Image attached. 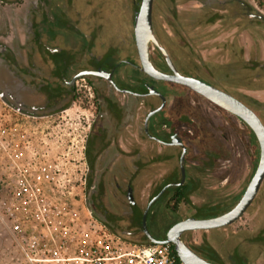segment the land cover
<instances>
[{
  "label": "flooded vegetation",
  "instance_id": "obj_1",
  "mask_svg": "<svg viewBox=\"0 0 264 264\" xmlns=\"http://www.w3.org/2000/svg\"><path fill=\"white\" fill-rule=\"evenodd\" d=\"M177 1L154 0L152 14L155 34L174 66L184 75L241 100L264 123V49L261 43L256 46L259 39L264 43V0H185L193 13V20L185 22H192L195 29L205 34L210 29L218 30L217 39L228 52L227 61L220 62L221 68L214 74L205 58L192 59L176 45L173 38L182 35V27L186 28L178 20ZM141 3L142 0H0V101L8 106L14 120L38 122L59 119L65 111L81 112L84 199L90 213L115 234L131 241L148 242L143 216L155 196L168 186L151 204L147 215V228L157 239H165L170 227L182 219L221 215L231 210L245 193L258 168L260 145L252 128L240 117L186 85L156 79L143 70L135 36V19ZM250 38L252 42L246 44ZM190 39L196 42L195 38ZM150 58L162 72L173 73L164 54L153 43ZM196 99H204L247 127L255 143L254 164L234 203H203L198 206L209 211V215L198 216L192 205L182 201L172 210L189 204L194 213L181 218L170 211L175 219L170 221L173 223L165 237L158 238L149 229L150 216L172 208V194L183 185L195 205L191 197L199 173L214 170L221 156L216 148L218 142H209L214 134L192 115L198 111ZM204 132L210 137L206 138ZM197 141L201 154L196 156L195 168L199 173L191 174V142ZM180 143L187 148L183 183ZM175 157L176 164L163 165L174 162ZM263 186L264 179L242 216L258 202ZM143 188L151 190L146 205L140 196ZM232 224L186 231L182 238L197 253L198 247L212 251L216 262L202 257L214 264H241L240 257L254 261L252 256L240 254L238 246L223 255L206 236L200 242L185 239L194 231L216 232ZM251 241L264 249V225Z\"/></svg>",
  "mask_w": 264,
  "mask_h": 264
},
{
  "label": "built area",
  "instance_id": "obj_2",
  "mask_svg": "<svg viewBox=\"0 0 264 264\" xmlns=\"http://www.w3.org/2000/svg\"><path fill=\"white\" fill-rule=\"evenodd\" d=\"M81 120L79 111L38 122L0 112V173L10 192L6 210L28 263L185 264L171 243L127 240L91 220L80 228L73 199L79 200L74 189L85 176Z\"/></svg>",
  "mask_w": 264,
  "mask_h": 264
},
{
  "label": "rangeland",
  "instance_id": "obj_3",
  "mask_svg": "<svg viewBox=\"0 0 264 264\" xmlns=\"http://www.w3.org/2000/svg\"><path fill=\"white\" fill-rule=\"evenodd\" d=\"M159 1L162 3L164 0ZM177 2L180 16L178 20L184 23L186 28L182 27V35H176L175 38H173L177 43L175 44L180 47L182 54L187 53L192 59L205 58L211 66L209 67L207 65L212 70V72L210 71L211 74H214L216 70L221 68L220 62L227 61L228 56L227 50L223 49V45L219 42V39H217L218 30L214 31V29H210L206 31L205 34V31L201 32V29H195L192 22H185L186 19L193 20L191 19L193 13L189 11L190 7H188L189 3H185V0H178ZM164 7L166 9L165 5ZM167 17L171 19L170 14ZM190 37L195 38L196 42H193ZM249 41L252 42V39L246 40L245 43L247 44ZM260 43L264 49V43L261 39L257 40L256 46ZM192 50L193 52H190ZM193 62L198 63L197 61ZM199 62L203 61L200 60ZM240 77L243 78L244 74L240 73ZM195 101L196 104L194 105L198 107V111L192 115L197 120H202L205 128L207 130L210 129L214 134L215 138H213V141L209 142H218L216 148H218V153L223 157H219L214 170L201 174L198 172V169L195 168V164H198V162H196V156H198L197 154H201L200 143L199 141L191 142L193 155L190 156L188 168L191 174H195L196 171L200 174L194 188V194L191 198L197 206L203 203H208L209 205H215L217 203L232 204L236 201V195L242 191L247 183V177L254 164L252 159V148L255 143H253L249 137L247 127L240 120L228 113L219 111L212 104H208L204 99L199 101L196 99ZM76 108L77 107H75V109ZM0 112L4 114L8 112V106L1 101ZM203 134L207 136L205 132ZM208 137L210 136L206 138ZM73 143L75 147L77 141L74 140ZM177 158L178 157H175L174 162L163 165L172 166L176 164ZM163 165L162 167H164ZM82 181L84 182V179ZM84 192V185L74 189V194H78L79 198V200H77V197L73 199V201H75L73 204L76 206V212L80 214L78 224H80V228H86L82 226V223L87 224L88 221L91 220L99 227L102 222L90 216L84 199ZM9 193V188L6 186L4 177L0 173V264H29L22 247L15 241L11 231L13 220H11L6 210ZM150 193L151 190L149 188L141 189L140 196L142 197L144 205L148 202ZM164 211H161V213L155 217L150 216L148 221L149 229L157 233L158 238L165 237L166 231L172 224L170 221L175 219V216L172 215L170 211L175 212L176 215L181 218L188 217L194 213V209H191L189 204L181 205L177 211H173L170 207L167 209L165 208ZM263 225L264 186L260 193V198L253 209L245 213L231 226L216 232L202 233L201 231H194L192 235L188 234L185 239L189 242H200L202 237L206 236L223 255H226L229 250L231 251L234 247L238 246L240 254H247L249 257L252 256V259L255 258L252 262L249 260V264H264V249L256 247L258 245L251 241L252 235ZM123 238L129 240L127 237ZM245 250L248 252L245 253ZM256 255L259 258H256Z\"/></svg>",
  "mask_w": 264,
  "mask_h": 264
},
{
  "label": "water",
  "instance_id": "obj_4",
  "mask_svg": "<svg viewBox=\"0 0 264 264\" xmlns=\"http://www.w3.org/2000/svg\"><path fill=\"white\" fill-rule=\"evenodd\" d=\"M153 3L154 0H142L140 9L137 12L135 19V36L142 60L143 70L156 79H162L186 85L207 97L223 109H226L227 111L240 117L252 128L260 145V161L255 175L253 176L240 201L231 210L211 218L189 217L182 219L170 227L165 239H157L150 234L147 228V215L151 204L163 193V191L168 186L163 191H161L159 195L155 196L151 200L149 206L144 212L143 227L146 234L149 236L150 241L155 243H172L178 256L185 264H214L195 252L183 240L182 235L186 231L202 229L207 230L232 224L234 221L239 219L251 205L264 179V123L257 113L241 100L196 77L184 75L174 66L167 50L161 44L155 34L152 19ZM151 43L155 44L162 51L169 66L173 70V73H164L154 65L150 58ZM164 105L165 104H163L158 110L162 109ZM180 144L183 147V153L180 162L183 174L181 183H183L186 177L185 155L187 148L184 144Z\"/></svg>",
  "mask_w": 264,
  "mask_h": 264
},
{
  "label": "trees",
  "instance_id": "obj_5",
  "mask_svg": "<svg viewBox=\"0 0 264 264\" xmlns=\"http://www.w3.org/2000/svg\"><path fill=\"white\" fill-rule=\"evenodd\" d=\"M172 199L175 200V204L172 206L173 210H176L182 201H186L187 203L192 205V207H194L197 210L198 216H202L204 214H206V216L209 215V211L205 210V208L191 204V202L189 200V190L186 188V185L176 187L174 193L172 194ZM211 209L212 210L215 209L214 211H216L215 207H212ZM172 247L174 248L173 245H172ZM198 248L199 249L196 248V250L198 251V253L201 256H203L205 258H209L210 260L216 262V255L213 254L212 251H208L207 249H204V248L201 250L200 247H198ZM174 250H175V248H174ZM240 262H241V264H249L248 260H245L243 257H240Z\"/></svg>",
  "mask_w": 264,
  "mask_h": 264
},
{
  "label": "bare ground",
  "instance_id": "obj_6",
  "mask_svg": "<svg viewBox=\"0 0 264 264\" xmlns=\"http://www.w3.org/2000/svg\"><path fill=\"white\" fill-rule=\"evenodd\" d=\"M237 117V116H236Z\"/></svg>",
  "mask_w": 264,
  "mask_h": 264
}]
</instances>
